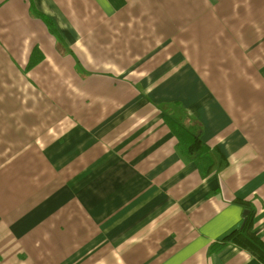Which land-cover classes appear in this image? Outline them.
<instances>
[{
	"label": "crops",
	"instance_id": "1",
	"mask_svg": "<svg viewBox=\"0 0 264 264\" xmlns=\"http://www.w3.org/2000/svg\"><path fill=\"white\" fill-rule=\"evenodd\" d=\"M244 202L264 243V0H0V264H261L209 253Z\"/></svg>",
	"mask_w": 264,
	"mask_h": 264
},
{
	"label": "trees",
	"instance_id": "2",
	"mask_svg": "<svg viewBox=\"0 0 264 264\" xmlns=\"http://www.w3.org/2000/svg\"><path fill=\"white\" fill-rule=\"evenodd\" d=\"M33 61L34 59H31L29 66ZM158 109L176 139V152L183 159L193 162L202 178L207 177L216 168L225 166L224 158L202 142L201 125L187 115L179 103L163 104ZM242 207L243 212L247 214L242 215L240 225L211 244L209 253H216L226 245H233L248 252L261 264H264V243L253 232L255 211L248 202H244Z\"/></svg>",
	"mask_w": 264,
	"mask_h": 264
},
{
	"label": "water",
	"instance_id": "3",
	"mask_svg": "<svg viewBox=\"0 0 264 264\" xmlns=\"http://www.w3.org/2000/svg\"><path fill=\"white\" fill-rule=\"evenodd\" d=\"M247 213L246 212H243V216H245Z\"/></svg>",
	"mask_w": 264,
	"mask_h": 264
}]
</instances>
